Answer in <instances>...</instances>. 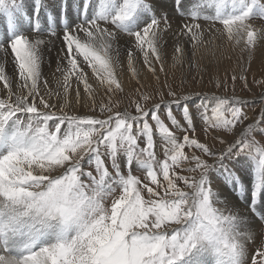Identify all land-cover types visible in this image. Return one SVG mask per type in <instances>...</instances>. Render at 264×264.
<instances>
[{"label": "snow or ice", "instance_id": "6c2138e0", "mask_svg": "<svg viewBox=\"0 0 264 264\" xmlns=\"http://www.w3.org/2000/svg\"><path fill=\"white\" fill-rule=\"evenodd\" d=\"M41 6L35 0L37 33ZM169 8L188 18L174 60L186 54L181 40L193 48L203 42L200 20L221 26L242 51L264 39V28L252 23L264 19V0H80L74 19L61 0L49 15L48 34L61 39L49 80L48 42L17 28L28 16L23 0H0L7 24L0 41V264H264V242L250 252L254 233L242 227L264 223V114L245 124V102L213 97L211 115L205 106L201 119L206 135L218 130L223 147L214 150L197 136L187 105L183 125L173 115L186 95L169 89L172 99L161 92L153 101L137 89L134 113L111 104L123 91L122 47L133 77L138 57L153 75L156 64L163 71ZM90 75L110 104L99 105V116L69 114L74 84L78 103L81 85L94 100ZM61 97L66 103L57 111L51 100ZM134 166L143 177L132 174Z\"/></svg>", "mask_w": 264, "mask_h": 264}, {"label": "rangeland", "instance_id": "374dc122", "mask_svg": "<svg viewBox=\"0 0 264 264\" xmlns=\"http://www.w3.org/2000/svg\"><path fill=\"white\" fill-rule=\"evenodd\" d=\"M19 1L20 0H17V2ZM50 1L48 8H44L47 5L46 0H43V4L41 6V12L45 21L41 30H44L45 32L47 29V22L49 21V15L53 18L56 16L57 5L61 2V0ZM75 2L77 6L80 0H78V3L77 0H75ZM26 4L28 5L25 11L30 13V11L35 7V2L26 0ZM73 4L74 3L69 5L68 12L70 16H76V6L74 7ZM162 4L165 6L170 5L171 0H162ZM51 7H53L54 10H52ZM168 10L170 12V20L174 26H172V30L169 31L166 36L170 44L164 48L162 59V63L164 65L163 71H161V65L156 64V73L153 75L147 67L143 65L142 57H138L135 62L136 71L137 67L143 68L148 74L147 82L141 83L139 78L140 75L136 72V77H133L131 74V81H135L137 85H123L121 78L118 76L122 84L123 91L112 96L111 104H118L119 109H126L129 112L134 113L135 106L132 101L138 98L140 94L137 89L145 94L151 95L153 97V101H159L161 92L163 93L165 100L172 99L168 96L169 89L174 91L178 97L186 95L189 97L188 101L181 99L180 105L172 106L173 115L183 125L184 119L181 109L183 106L187 105L196 126L197 136L202 139H206L207 143L213 147L214 150H219L223 146L219 143V140L215 138L218 130H209V133L206 135L204 132L205 126L203 120L201 119V113L205 111L206 106L208 114L211 115V109L215 105L213 97L219 96L229 99L235 97L245 102L241 105L243 113L248 117L245 124L254 122L256 118L264 114V39L258 41L255 47L251 50L242 51V44L236 45L234 42H229L225 37L221 36L220 32L217 31V28L221 26H212L210 25V21L200 20L198 22L201 24L203 29V42L198 48H193L191 44H186L183 40H181V43L185 44L186 54L182 60L176 61L173 57L177 37L174 38V36L179 33L184 23L188 22V18L187 16H181L178 14L172 15L171 9L169 8ZM50 11L52 14H50ZM22 23L29 26L25 29H28L31 33V26L33 27V25L29 24L28 16H24L23 21L19 18L18 27L19 25L21 26ZM252 23L253 25L255 24L254 27L258 29L264 28V19L257 17L252 21ZM0 25L3 26L1 33V40H3L7 31L6 20L3 16L0 18ZM61 25L63 26V23H61ZM175 26L177 28H174ZM25 29L20 28L19 31H23V33L25 32V34H27L28 32H26ZM56 29H58V27H56ZM122 64L123 68L128 71L127 53L125 58L124 52ZM89 74H91V70H89ZM233 76L236 77L235 80H233ZM90 78L91 82L94 84V100L90 99L84 93L83 86L81 85V96L78 103L74 90L76 86L74 84L73 90H71L70 97L67 102L69 106L65 107V111L69 114L88 113L99 116V105L102 103L110 104L109 96L105 94L104 89L96 87L98 82L95 77L90 75ZM52 86L55 87V83H53ZM196 94L202 95L199 96V98L196 97ZM151 102L152 101H150V103ZM51 103L56 105L57 111H59L60 105H65L66 102L61 97L59 99L53 98ZM161 118L164 119L166 123L168 122L166 115L162 114ZM261 127H264V125H261ZM176 135L182 138V133L180 131H177ZM254 135L257 141H261L259 133H254ZM223 136H225V138L222 137L224 139L227 138L230 140L231 138V135L228 134H224ZM155 140L157 144V154L161 155L159 137H155ZM261 142L264 143V141ZM238 167L246 168V165L241 164ZM85 168L86 170L94 171V169L89 168L88 165H85ZM125 171H127V169H125ZM132 174L138 177H143V171L136 166L133 167ZM256 220L258 221V224L255 226L256 230L254 236L256 245H250V252H254L256 247L264 242V223H261L258 218Z\"/></svg>", "mask_w": 264, "mask_h": 264}, {"label": "bare ground", "instance_id": "6f19581e", "mask_svg": "<svg viewBox=\"0 0 264 264\" xmlns=\"http://www.w3.org/2000/svg\"><path fill=\"white\" fill-rule=\"evenodd\" d=\"M51 2V1H50ZM69 2V5H71L72 3L73 6L75 7L76 6V2L75 0H68ZM161 3H162V0H161ZM25 4V7H27L28 4H26V0L24 2ZM48 8V6L46 7ZM52 10L53 7H51ZM50 14H52V12L50 11ZM71 14V12H70ZM173 15V14H172ZM70 16V15H69ZM71 18H75V16H70ZM24 24V25H23ZM212 25V24H210ZM255 25V24H254ZM60 26L62 27V25L60 24ZM174 26V25H172ZM213 26V25H212ZM20 28L22 29H25L26 27H29L27 26L25 23H22L21 26L19 25ZM18 27V22H17V28L18 30H20V28ZM45 27V26H44ZM32 28V26H31ZM174 28H177L176 26ZM26 32H28L27 34H31L30 31L28 29H25ZM57 35L59 36V33L61 32L60 29H57ZM173 32V31H172ZM32 36H35V37H38V38H42L44 39L45 41L48 42V46L47 48H45L44 50V64H43V73H44V76L47 77L49 80H52V73L55 71V68H56V61H57V52L60 50L61 48V39H58L57 36H54V37H48L47 33L44 31V30H41L39 33L37 34H31ZM61 35V34H60ZM216 35V34H214ZM177 37L174 36V38ZM173 38V37H171ZM126 39V38H125ZM165 40H166V47L170 44L169 43V40L165 37ZM174 40V39H173ZM2 41V40H1ZM185 45V44H184ZM123 52H124V55H125V58H126V48L122 47L121 48V52H120V59H121V62L123 60ZM0 56H2V54H0ZM9 59H11V57H9ZM139 61V59H138ZM177 61V60H176ZM178 63V62H177ZM139 66V65H137ZM164 66V65H163ZM8 72L11 73L12 72V66L9 65L8 66ZM117 72L119 73V77L121 78V81L123 83V85H126V84H133V85H137V83L135 81H131V73L127 70H125L123 67H118L117 68ZM137 73H139L140 75V82L141 83H146L147 82V78H148V74L146 73V71L141 68V67H137ZM136 77V76H135ZM133 80V79H132ZM54 83V82H53ZM127 87V86H126ZM130 87V86H129ZM139 87V86H138ZM134 88V87H133ZM202 94H196V97H199L201 96ZM70 97V96H69ZM200 98V97H199ZM203 102V101H202ZM224 135V134H223ZM225 138V136H223ZM201 138V137H199ZM227 139V138H226ZM232 139V137L230 138ZM201 140H206V139H202ZM223 146V145H222ZM258 224V221L255 220V221H249L248 224L246 225H243L242 227L244 228H247L249 231L253 232L254 233V236H255V226Z\"/></svg>", "mask_w": 264, "mask_h": 264}]
</instances>
